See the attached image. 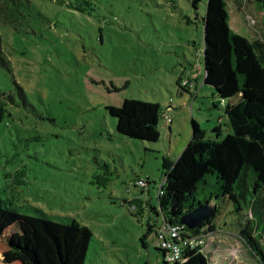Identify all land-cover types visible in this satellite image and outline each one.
I'll return each instance as SVG.
<instances>
[{"label": "rangeland", "instance_id": "rangeland-1", "mask_svg": "<svg viewBox=\"0 0 264 264\" xmlns=\"http://www.w3.org/2000/svg\"><path fill=\"white\" fill-rule=\"evenodd\" d=\"M27 1L34 15L24 28L0 24L6 63L0 65V93L10 98L0 121V199L19 214L17 230L0 237V264H22L10 241L35 248L30 219L76 221L90 229L84 264H165L154 234L145 246L140 241L148 223H162L153 211L159 212L162 159L179 157L192 122L209 132L224 115L203 84L207 0L196 10L191 0ZM250 7L264 22V7L257 1ZM229 27L250 40L232 14ZM126 99L158 104L171 118L169 126L160 119L157 142L117 134L107 108ZM209 192L202 187L197 199ZM225 211L218 227L236 228L238 221ZM259 223L260 237L262 214ZM218 240L225 244L212 241ZM202 250L216 254L215 264H254L238 254L226 257L211 243Z\"/></svg>", "mask_w": 264, "mask_h": 264}, {"label": "trees", "instance_id": "trees-1", "mask_svg": "<svg viewBox=\"0 0 264 264\" xmlns=\"http://www.w3.org/2000/svg\"><path fill=\"white\" fill-rule=\"evenodd\" d=\"M255 1L264 7V0H207L202 19L203 84L213 90L211 96L218 99L224 115L220 118L223 121L209 132L192 122L190 140L179 157L175 161L162 159L163 181L157 194L159 212L153 210L161 215L162 223L159 226L148 223L140 241L145 246L146 238L154 234L165 264H208L203 244L184 246L180 259L168 262L169 251L162 246L161 239L166 240V236L160 233L163 226L179 225L181 216L201 205L211 206L214 216L194 230L184 227V240L199 238L204 243L205 237L216 231L223 208L234 223L238 221L242 245L258 264H264V230L260 237L257 235L259 217L261 214L264 217V25L246 14ZM199 2L191 0L193 10ZM227 2L231 4V13L227 11ZM232 11L244 14L250 40L230 29ZM33 15L27 0H0L1 25L18 31ZM0 65L6 66L1 46ZM17 90L23 98L22 90ZM9 100L0 93V121L7 114L5 107ZM107 111L116 121L117 134L143 142L159 140V122L164 111L158 104L126 99L120 107H109ZM206 186L213 192L200 201L197 196ZM18 219L19 214L10 202L0 199V237L13 234ZM29 222L35 231V248L26 241L8 242V248L19 256L22 264H84L92 238L90 229L76 221L60 224L40 219L36 223L30 219Z\"/></svg>", "mask_w": 264, "mask_h": 264}, {"label": "crops", "instance_id": "crops-1", "mask_svg": "<svg viewBox=\"0 0 264 264\" xmlns=\"http://www.w3.org/2000/svg\"><path fill=\"white\" fill-rule=\"evenodd\" d=\"M246 14H251L253 17L256 18V20H258L259 22H261L264 25V22L262 21V19H258L255 14L253 13L252 8H248ZM232 15H233V24L235 27H240L242 24H244L246 26L245 23V18H244V14H239L236 13L235 11H232ZM250 31V30H249ZM189 82V85L191 83V81H187ZM216 98H212V100H215ZM213 105H215L214 103H212V107L215 109L216 107H214ZM223 120L219 118V123H221ZM217 126V125H216ZM218 222L216 221V231L210 235H207L204 239L205 245L206 243H211L212 246H214V250L215 248H218V250H220L219 252H223L226 251V253H224V256H230V255H240V257L242 256L244 258L247 259H251L254 261V264H258V262L253 258V256L247 251V249L242 245L241 241L238 238V229L239 228H229V229H224L226 231H222V228L218 227ZM218 235V238H216V236ZM217 240L220 239V241L224 242L220 243L219 240L217 244H215L212 240ZM204 245V243H203ZM203 247V246H202ZM213 249H211L212 251ZM210 251V257L208 256V252L203 251L207 261L208 259H210V263L211 264H215V262L212 261V257H214L216 254H213ZM214 255V256H213ZM242 259V258H241ZM209 264V261H208Z\"/></svg>", "mask_w": 264, "mask_h": 264}, {"label": "built area", "instance_id": "built-area-1", "mask_svg": "<svg viewBox=\"0 0 264 264\" xmlns=\"http://www.w3.org/2000/svg\"><path fill=\"white\" fill-rule=\"evenodd\" d=\"M252 23V22H251ZM187 82H182L183 86L186 85ZM161 119L164 121L166 126H169L172 122L171 118L164 112L161 116ZM169 128V127H168ZM141 186L145 185L143 182H138ZM183 226L176 225V226H163L160 229V233L166 236V240L162 237V246L169 251L167 256V261L170 263H174L178 261L181 256L182 248L186 245L194 246V245H202L203 241L201 239H189L184 240L182 235L183 233Z\"/></svg>", "mask_w": 264, "mask_h": 264}, {"label": "water", "instance_id": "water-1", "mask_svg": "<svg viewBox=\"0 0 264 264\" xmlns=\"http://www.w3.org/2000/svg\"><path fill=\"white\" fill-rule=\"evenodd\" d=\"M214 216V209L209 205H201L195 207L190 212L184 214L179 219L178 224L188 230H194L202 223L206 222Z\"/></svg>", "mask_w": 264, "mask_h": 264}]
</instances>
